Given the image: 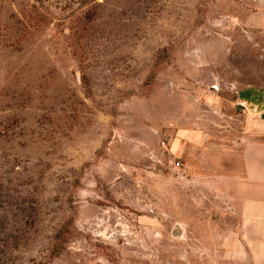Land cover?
Masks as SVG:
<instances>
[{
	"label": "rangeland",
	"instance_id": "rangeland-1",
	"mask_svg": "<svg viewBox=\"0 0 264 264\" xmlns=\"http://www.w3.org/2000/svg\"><path fill=\"white\" fill-rule=\"evenodd\" d=\"M250 86L264 0H0V264H264L224 187Z\"/></svg>",
	"mask_w": 264,
	"mask_h": 264
},
{
	"label": "crops",
	"instance_id": "crops-1",
	"mask_svg": "<svg viewBox=\"0 0 264 264\" xmlns=\"http://www.w3.org/2000/svg\"><path fill=\"white\" fill-rule=\"evenodd\" d=\"M239 99L245 103L239 105L245 113V133L239 137L243 173L226 176L224 187L252 250L264 251V87H246Z\"/></svg>",
	"mask_w": 264,
	"mask_h": 264
},
{
	"label": "built area",
	"instance_id": "built-area-1",
	"mask_svg": "<svg viewBox=\"0 0 264 264\" xmlns=\"http://www.w3.org/2000/svg\"><path fill=\"white\" fill-rule=\"evenodd\" d=\"M237 103H238V105H240V106H244V105H245L244 101L241 100V99H239V100L237 101Z\"/></svg>",
	"mask_w": 264,
	"mask_h": 264
},
{
	"label": "water",
	"instance_id": "water-1",
	"mask_svg": "<svg viewBox=\"0 0 264 264\" xmlns=\"http://www.w3.org/2000/svg\"><path fill=\"white\" fill-rule=\"evenodd\" d=\"M180 230H181V228H180L179 226H176V228H175V232H176V233H179Z\"/></svg>",
	"mask_w": 264,
	"mask_h": 264
},
{
	"label": "bare ground",
	"instance_id": "bare-ground-1",
	"mask_svg": "<svg viewBox=\"0 0 264 264\" xmlns=\"http://www.w3.org/2000/svg\"><path fill=\"white\" fill-rule=\"evenodd\" d=\"M179 226V225H178ZM180 227V226H179ZM181 228V227H180Z\"/></svg>",
	"mask_w": 264,
	"mask_h": 264
}]
</instances>
